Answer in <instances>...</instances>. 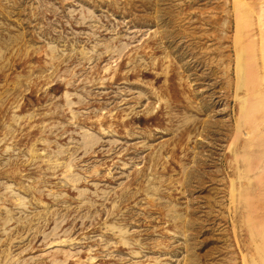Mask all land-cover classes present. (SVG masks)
<instances>
[{
    "label": "rangeland",
    "instance_id": "obj_1",
    "mask_svg": "<svg viewBox=\"0 0 264 264\" xmlns=\"http://www.w3.org/2000/svg\"><path fill=\"white\" fill-rule=\"evenodd\" d=\"M0 264H264V0H0Z\"/></svg>",
    "mask_w": 264,
    "mask_h": 264
}]
</instances>
